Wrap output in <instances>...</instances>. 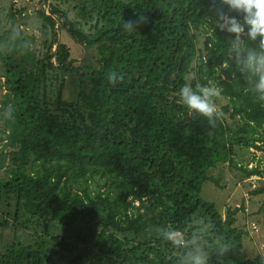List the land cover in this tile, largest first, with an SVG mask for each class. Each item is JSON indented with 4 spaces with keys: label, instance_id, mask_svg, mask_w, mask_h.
<instances>
[{
    "label": "trees",
    "instance_id": "16d2710c",
    "mask_svg": "<svg viewBox=\"0 0 264 264\" xmlns=\"http://www.w3.org/2000/svg\"><path fill=\"white\" fill-rule=\"evenodd\" d=\"M75 1L94 31L56 4L37 10L38 33L15 26L16 10L9 26L0 16V264H180L189 247H174L161 229L188 246L199 240L209 264H264L244 253L241 206L223 214L201 197L205 181L219 185L211 168L234 165L235 148L264 151V101L229 57L225 34L206 23L209 0ZM57 18L78 43L96 46L94 63L75 64ZM110 72L122 79L109 83ZM210 82L227 100L215 126L189 116L178 96L186 83ZM249 167L247 177L260 173ZM218 240L232 245L220 259Z\"/></svg>",
    "mask_w": 264,
    "mask_h": 264
},
{
    "label": "rangeland",
    "instance_id": "374dc122",
    "mask_svg": "<svg viewBox=\"0 0 264 264\" xmlns=\"http://www.w3.org/2000/svg\"><path fill=\"white\" fill-rule=\"evenodd\" d=\"M76 3L75 0H47L46 2L43 0H0L1 22L9 26V10H16L14 11L15 26L38 33V29H35V26L40 24L37 10L44 9L46 13H49L51 12V4H56L61 9L67 10L71 18L79 20V26L86 33L94 31L93 23L85 22V20H80L77 17L74 9ZM18 10L21 13H17ZM56 26H59L57 27L58 38L69 46L71 57L76 60L75 64L88 66L94 63L96 46L80 44L74 40L67 30L62 28V21L59 18H57ZM206 36L207 33L203 28H200L196 41L197 48H203ZM188 80L190 79L188 78ZM66 86L63 95L70 99L72 84L69 80H67ZM226 101L225 98H217L219 107ZM227 121L233 124L231 119H227ZM1 146L2 143L0 142ZM234 151V165L229 162L220 163L209 170V174L217 179L219 185L210 180L205 181L202 184L201 197L214 204L223 214L228 207L241 206L237 213L238 221L249 232V239L247 238L244 243V253L251 257L258 253L264 256V191H260L261 188H264V151L245 147H237ZM250 165L258 166L260 173L247 177L244 168H250ZM1 176H3V169H0ZM95 187L91 183L90 189L93 190ZM21 236L24 238L26 235Z\"/></svg>",
    "mask_w": 264,
    "mask_h": 264
},
{
    "label": "clouds",
    "instance_id": "9594fccd",
    "mask_svg": "<svg viewBox=\"0 0 264 264\" xmlns=\"http://www.w3.org/2000/svg\"><path fill=\"white\" fill-rule=\"evenodd\" d=\"M208 25L215 24L212 32L224 33L229 41L228 55L239 68L249 91L258 100L264 101V0H209L208 11L204 15ZM131 31L136 28L132 23H125ZM230 65L225 62L223 65ZM122 75L117 72L108 74L109 83L115 84ZM196 77L193 74L192 80ZM222 95V88L216 83L195 85L184 84L178 92L179 102L189 116L203 117L210 126H215L222 112L217 98ZM161 236L174 247H189V251L180 258V264H209L212 254L202 246L199 240L191 246L186 245L184 236L174 229H161ZM232 245L218 240L212 251L220 259L229 252Z\"/></svg>",
    "mask_w": 264,
    "mask_h": 264
},
{
    "label": "built area",
    "instance_id": "2783aa9c",
    "mask_svg": "<svg viewBox=\"0 0 264 264\" xmlns=\"http://www.w3.org/2000/svg\"><path fill=\"white\" fill-rule=\"evenodd\" d=\"M254 228L256 229V226L254 225Z\"/></svg>",
    "mask_w": 264,
    "mask_h": 264
}]
</instances>
